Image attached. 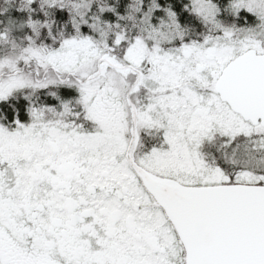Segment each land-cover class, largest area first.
I'll return each instance as SVG.
<instances>
[{"label":"snow or ice","instance_id":"1","mask_svg":"<svg viewBox=\"0 0 264 264\" xmlns=\"http://www.w3.org/2000/svg\"><path fill=\"white\" fill-rule=\"evenodd\" d=\"M0 264H264V0H0Z\"/></svg>","mask_w":264,"mask_h":264}]
</instances>
